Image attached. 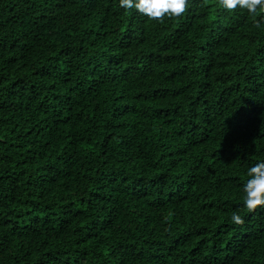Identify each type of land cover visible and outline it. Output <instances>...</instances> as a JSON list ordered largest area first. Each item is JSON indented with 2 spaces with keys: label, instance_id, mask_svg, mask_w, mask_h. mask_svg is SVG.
Wrapping results in <instances>:
<instances>
[{
  "label": "trees",
  "instance_id": "1",
  "mask_svg": "<svg viewBox=\"0 0 264 264\" xmlns=\"http://www.w3.org/2000/svg\"><path fill=\"white\" fill-rule=\"evenodd\" d=\"M259 162L264 13L0 0V264H264Z\"/></svg>",
  "mask_w": 264,
  "mask_h": 264
},
{
  "label": "clouds",
  "instance_id": "2",
  "mask_svg": "<svg viewBox=\"0 0 264 264\" xmlns=\"http://www.w3.org/2000/svg\"><path fill=\"white\" fill-rule=\"evenodd\" d=\"M219 7L229 12L237 8L247 10L251 15L264 13V0H218ZM119 6L126 10L136 9L151 20L163 23L164 18H179L188 10V0H119ZM257 22V27H259ZM249 179L243 186L244 206L248 212L264 207V162H259L247 170ZM231 221L242 225L244 220L233 213Z\"/></svg>",
  "mask_w": 264,
  "mask_h": 264
}]
</instances>
